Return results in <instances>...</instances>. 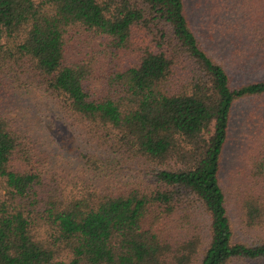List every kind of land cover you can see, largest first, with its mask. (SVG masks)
<instances>
[{"label": "trees", "instance_id": "trees-1", "mask_svg": "<svg viewBox=\"0 0 264 264\" xmlns=\"http://www.w3.org/2000/svg\"><path fill=\"white\" fill-rule=\"evenodd\" d=\"M186 1L0 0V264L264 263V237L233 242L234 223L264 230V113L231 199L220 178L234 107L264 98V78L234 85ZM248 1L256 15L235 25L264 61V0ZM73 33L106 42L84 61ZM22 91L79 138V178L60 181L65 156L37 148ZM123 169L137 182L93 187Z\"/></svg>", "mask_w": 264, "mask_h": 264}, {"label": "rangeland", "instance_id": "rangeland-1", "mask_svg": "<svg viewBox=\"0 0 264 264\" xmlns=\"http://www.w3.org/2000/svg\"><path fill=\"white\" fill-rule=\"evenodd\" d=\"M213 1L217 0H187L186 10L191 18L193 25H198L200 20L209 23L208 30L214 31V35L218 37L216 46V55L219 61L227 68L233 84L238 85L244 82H251L264 78L263 60L261 58V49L255 44H250L247 35H244V30L241 28L239 33L243 34V38H236L235 23H241L244 26V19L256 15L257 8L248 0H218V8L213 9ZM200 2V4L198 3ZM198 3V4H197ZM236 27V29L234 28ZM106 40L102 38H94L89 33H73L71 42L68 44V54L77 57L78 59L88 60L89 58H96L97 53L102 49ZM260 50V51H259ZM259 51V52H258ZM100 62V60H99ZM28 97L29 104L33 107L32 110L24 112L22 115L31 113L29 121L38 123L37 126H32L33 130L38 133L33 136V141L38 142L37 148L45 151H59L67 160L62 159L63 173L60 175L65 183H70L73 177H78L81 173V168L84 165L83 152L85 148L78 142L75 135L65 128H59L53 125L54 121L59 118H64L61 113L56 110L48 97L42 93H37L32 96L28 95L26 91H22ZM264 113V98L250 99L239 102L235 105L233 110V120L229 135V140L225 147L221 162V181L225 186L228 197H233L232 186L233 176L236 175L237 170L244 169L247 165L246 157L247 150L250 147L251 136L254 135V127L249 128V124H253L251 120V113ZM63 119H61V122ZM23 125V122H22ZM51 126L54 128H51ZM47 127L48 133L53 138L49 141L41 139L43 134L42 129ZM59 128V131L57 128ZM58 131V132H57ZM60 162V161H59ZM72 166H71V165ZM243 171V170H242ZM70 173H73L71 175ZM245 173V170H244ZM244 173L242 176H244ZM71 175V176H70ZM241 176V177H242ZM240 177V178H241ZM136 174L130 169H123L111 172L107 170L104 173L95 177L93 187H101L102 183H111V185L119 183L124 186L125 182H137L135 180ZM100 185V186H99ZM73 186V185H72ZM70 188H73V187ZM234 219V215H232ZM233 242H255L258 238L264 237V230L245 233L240 225L234 223ZM235 264H264V263H235Z\"/></svg>", "mask_w": 264, "mask_h": 264}]
</instances>
